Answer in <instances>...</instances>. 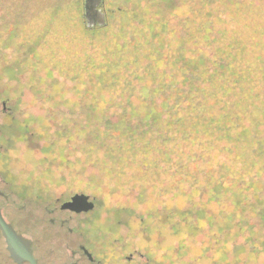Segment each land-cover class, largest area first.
<instances>
[{
    "label": "trees",
    "instance_id": "1",
    "mask_svg": "<svg viewBox=\"0 0 264 264\" xmlns=\"http://www.w3.org/2000/svg\"><path fill=\"white\" fill-rule=\"evenodd\" d=\"M184 1L174 8L176 26L160 18L162 30L144 55L88 56L97 73L81 89L90 98L76 100L77 108L94 113L107 93L110 107L121 104L126 114L85 123L78 115L56 134L91 128L106 156L125 155L145 175L149 161L159 158L172 181L187 182L191 205L199 207L193 199L204 191L220 212L230 210L242 246L258 257L264 252V0ZM250 216L260 218L261 238L252 233Z\"/></svg>",
    "mask_w": 264,
    "mask_h": 264
},
{
    "label": "rangeland",
    "instance_id": "2",
    "mask_svg": "<svg viewBox=\"0 0 264 264\" xmlns=\"http://www.w3.org/2000/svg\"><path fill=\"white\" fill-rule=\"evenodd\" d=\"M103 1L99 8L105 14V25L88 27L85 0H0V54L3 55H0V63L1 60L6 62L4 73L7 76H15L19 50L32 51L24 68L29 84L21 90L29 96V105L23 103L22 109L42 117L36 128L47 140L55 136L57 128L62 132L61 123L70 124L78 115L83 123L92 122L95 116L115 114V120L125 115L121 104V108L110 107L111 97L107 93L99 96L102 100L94 113L77 108L76 100L89 97L81 89L88 90L84 87L91 84L97 73L88 64V56L94 51L100 54L119 50H122L120 55H127L131 60L135 55H144L149 48L148 42L162 30L160 18L176 26L178 11L174 8L187 3L173 0L175 4L168 6L171 0ZM180 31L179 34H183V30ZM119 62L120 67L127 68L124 62ZM63 104L69 109L64 110ZM71 129L68 136L60 134L57 145L51 149L50 156L59 158L52 163L53 168L59 174L60 168H64L60 160L66 157L67 165H74V175L82 176V180L73 182L76 189H84L86 177L89 178L102 220L119 223L123 233L134 230L137 248L144 245L145 224L153 222L156 215V222L161 224V219L167 217L168 223L174 224L172 230L168 228L170 224L163 221L159 242L164 240L163 244L172 248L186 247L174 264H240L243 259L244 264H264V252L254 257L255 254L249 255L248 248L245 250L242 246L238 227L230 221V210L220 212L204 191L196 193L193 199L199 207L191 205L187 182L180 177L172 181L169 170L159 158L149 161L151 169L147 175L141 174L138 165L127 156L112 159L94 145L91 128L83 134H78L72 126ZM158 161L162 168L154 166ZM246 219L253 227L252 233L261 238L260 218L250 216ZM139 225L141 235L137 232Z\"/></svg>",
    "mask_w": 264,
    "mask_h": 264
},
{
    "label": "flooded vegetation",
    "instance_id": "3",
    "mask_svg": "<svg viewBox=\"0 0 264 264\" xmlns=\"http://www.w3.org/2000/svg\"><path fill=\"white\" fill-rule=\"evenodd\" d=\"M5 29L8 31L9 25ZM19 51L15 76H7L6 62L0 63V264L176 263L186 247L172 248L163 244L164 240L159 242L163 219L160 224L155 221L157 216H152L154 221L143 228L147 230L143 231L144 245L137 248L134 230L123 233L119 223L102 220L89 178L84 189H76L73 182L82 176L74 175V165H67L66 157L60 160L64 168L59 174L53 168L59 158L51 157L50 152L58 143L59 130L47 140L36 128L42 117L22 109L23 103L29 105V96L21 90L29 84L24 68L32 51ZM77 195L87 196L94 207L73 208ZM4 226L12 231V239ZM173 226L168 228L173 230Z\"/></svg>",
    "mask_w": 264,
    "mask_h": 264
},
{
    "label": "water",
    "instance_id": "4",
    "mask_svg": "<svg viewBox=\"0 0 264 264\" xmlns=\"http://www.w3.org/2000/svg\"><path fill=\"white\" fill-rule=\"evenodd\" d=\"M103 0H85L84 9H85V17L87 21L88 27H95L96 25L103 26L106 23L105 14L99 8L102 4ZM72 207L76 208V210H88L94 207L93 202H88V197L85 195H77L73 198ZM0 221H2L0 219ZM3 224V222H2ZM4 225V224H3ZM6 233L9 238L12 239L13 233L12 231L4 226Z\"/></svg>",
    "mask_w": 264,
    "mask_h": 264
}]
</instances>
